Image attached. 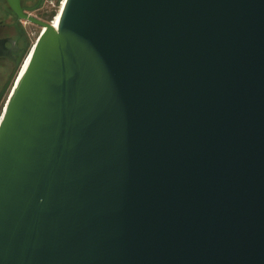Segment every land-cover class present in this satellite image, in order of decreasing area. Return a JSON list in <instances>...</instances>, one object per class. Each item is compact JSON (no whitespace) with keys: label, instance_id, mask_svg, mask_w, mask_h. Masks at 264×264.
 <instances>
[{"label":"water","instance_id":"obj_1","mask_svg":"<svg viewBox=\"0 0 264 264\" xmlns=\"http://www.w3.org/2000/svg\"><path fill=\"white\" fill-rule=\"evenodd\" d=\"M6 1L0 264H264V0Z\"/></svg>","mask_w":264,"mask_h":264},{"label":"flooded vegetation","instance_id":"obj_2","mask_svg":"<svg viewBox=\"0 0 264 264\" xmlns=\"http://www.w3.org/2000/svg\"><path fill=\"white\" fill-rule=\"evenodd\" d=\"M43 1L21 0L24 11L30 14L34 8L46 12L48 5ZM44 16L42 19L46 20ZM32 24L36 23L20 18L6 0H0V108L2 110L22 64L30 53ZM38 27L41 29L42 26L38 25Z\"/></svg>","mask_w":264,"mask_h":264},{"label":"rangeland","instance_id":"obj_3","mask_svg":"<svg viewBox=\"0 0 264 264\" xmlns=\"http://www.w3.org/2000/svg\"><path fill=\"white\" fill-rule=\"evenodd\" d=\"M38 1V0H37ZM45 2H46V4L48 5H46L47 6V11L46 12H43V10L42 9H39V8H34V9H32V14L33 15H35V16H37V17H39V18H42L43 16H44V14H46L45 16H44V18L46 19V20H50V19H52L53 18V13L54 12H57L58 11V9H59V6H60V2L58 1V0H52L53 2L52 3H50L49 1L50 0H44ZM44 1H43V3H44ZM42 3V4H43ZM33 25V24H32ZM40 30L39 29V27H38V25L37 24H34L33 25V29L32 30ZM32 51V50H31ZM30 54H31V52H30ZM30 54L28 55V57L26 58V60H25V62L27 61V59L29 58V56H30ZM25 62H24V64H23V66L25 65ZM23 66H22V69L21 70H23ZM19 77V76H18ZM17 80H18V78H17ZM17 80H16V82H17ZM16 82H15V84H14V87H15V85H16ZM14 89V88H13ZM12 89V90H13ZM12 92V91H11ZM9 97V96H8ZM7 97V98H8ZM6 102H7V99H6ZM6 104V103H5ZM5 106V105H4ZM1 108H0V113H1ZM2 113H3V110H2ZM2 113L0 114L1 116H2Z\"/></svg>","mask_w":264,"mask_h":264},{"label":"bare ground","instance_id":"obj_4","mask_svg":"<svg viewBox=\"0 0 264 264\" xmlns=\"http://www.w3.org/2000/svg\"><path fill=\"white\" fill-rule=\"evenodd\" d=\"M64 2H65V0H62V3H61L60 6H59V9H58V11H57V13H56V16L54 17V23H56V24H57L58 21H59L60 13H61L60 10H61V7H62V5L64 4ZM47 31H48V28H47V27L44 26L43 28H41L39 38H38V40L35 42V44H34L32 50L35 48V46L38 44V42L40 41V39H42V37L45 35V33H46ZM30 55H31V54H30ZM29 57H30V56H29ZM28 60H29V58L27 59V61H28ZM27 61L25 62V65H26ZM25 65L23 66V69H24ZM22 71H23V70L20 71L19 76L21 75ZM18 79H19V77H18ZM17 81H18V80H17Z\"/></svg>","mask_w":264,"mask_h":264},{"label":"built area","instance_id":"obj_5","mask_svg":"<svg viewBox=\"0 0 264 264\" xmlns=\"http://www.w3.org/2000/svg\"><path fill=\"white\" fill-rule=\"evenodd\" d=\"M49 2L52 3L53 1L50 0ZM55 13H57V12H55ZM55 16H56V14L53 16L52 19H50V22H52L53 24H55V23H54V17H55ZM41 28H43V27H41ZM40 30H41V29H40ZM40 30H36V29H35V30H32V32H31V39H32V40H31V43H32L31 50H32V48H33L35 42H36V41L38 40V38H39ZM31 50H30V52H31ZM29 54H30V53H29ZM27 57H28V56H27ZM27 57H26V58H27ZM25 60H26V59H25ZM25 60H24V62H25ZM24 62H23V64H24ZM23 64H22V66H23ZM21 69H22V67H21ZM21 69H20V71H21ZM20 71H19V73H20ZM19 73H18V76H19ZM18 76L16 77L15 82H16ZM15 82H14V84H15ZM13 88H14V85H13V87L11 88L9 95L11 94V91H12Z\"/></svg>","mask_w":264,"mask_h":264},{"label":"trees","instance_id":"obj_6","mask_svg":"<svg viewBox=\"0 0 264 264\" xmlns=\"http://www.w3.org/2000/svg\"><path fill=\"white\" fill-rule=\"evenodd\" d=\"M59 1V0H58Z\"/></svg>","mask_w":264,"mask_h":264}]
</instances>
